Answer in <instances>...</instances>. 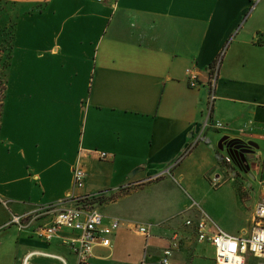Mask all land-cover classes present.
Instances as JSON below:
<instances>
[{
	"label": "crops",
	"instance_id": "obj_1",
	"mask_svg": "<svg viewBox=\"0 0 264 264\" xmlns=\"http://www.w3.org/2000/svg\"><path fill=\"white\" fill-rule=\"evenodd\" d=\"M0 2L13 7L3 17L15 29L0 114V264L27 256L28 264H78L63 242L78 231L63 228L46 241L34 226L8 223L39 204L82 197L104 224L124 221L109 246H94V264H159L175 236L172 264H217L213 245L186 223L202 212L210 231L251 233L264 181V0ZM223 51L211 121L224 125L204 127L210 69ZM223 138L256 144L247 173ZM78 166L82 188L74 185ZM238 176L258 180V198L251 182L239 196ZM258 260L248 254L245 264Z\"/></svg>",
	"mask_w": 264,
	"mask_h": 264
},
{
	"label": "built area",
	"instance_id": "obj_2",
	"mask_svg": "<svg viewBox=\"0 0 264 264\" xmlns=\"http://www.w3.org/2000/svg\"><path fill=\"white\" fill-rule=\"evenodd\" d=\"M224 51L215 59L210 69L208 114L204 127L214 126L223 127L220 121H211V113L214 102L217 98L216 84L220 71V66ZM191 86H197L199 82L198 73L194 68L187 69ZM101 158L108 156L107 152H99ZM161 172L147 181L155 180L169 172ZM86 172L78 166L74 169V185L82 188L85 184ZM138 182L136 184L142 183ZM130 185V184H129ZM128 187V186H127ZM124 187V188H127ZM263 191L254 209L252 218V229L249 235H232L219 226L214 231L209 230L212 223L207 213L202 212L196 222L189 218L187 225H195L200 241L209 242L215 248L217 264H245L248 254L254 255L259 260L257 264H264V181H262ZM88 197L79 198L80 205L64 206L63 202L39 204L33 211L24 214H12L8 225H16L19 229H27L34 226V231L38 237L50 241L63 228L78 231V237H64L63 242L71 247L76 254L78 264H94L93 249L96 244L109 246L112 242L111 236L124 222L122 218L113 217L111 223L104 224V215L86 200ZM44 218H51L50 222H45ZM43 220V221H42ZM136 230L144 235L149 234V225L134 223ZM178 237L175 236L174 242L163 251V256L159 264H172L173 248L177 245ZM29 256L24 259L23 264H28ZM137 264H148L142 260Z\"/></svg>",
	"mask_w": 264,
	"mask_h": 264
},
{
	"label": "rangeland",
	"instance_id": "obj_3",
	"mask_svg": "<svg viewBox=\"0 0 264 264\" xmlns=\"http://www.w3.org/2000/svg\"><path fill=\"white\" fill-rule=\"evenodd\" d=\"M12 10H13V7L11 5H6L4 3H0V33H2V36L5 35L3 37V40H4L3 45L0 46V50H1L0 86H2L5 83V81L7 80L6 73H7L8 68H4V63H6V61L8 59V56H7L8 52H7V50H4V49H6L8 44H9L10 33L12 32V23L11 22H8V23L5 22L4 23V17L3 16H4V13H9L11 16ZM11 21H12V19H11ZM3 95H4V89H2L0 91V103H1V99H3ZM0 111H1V105H0ZM229 141H227V142H229ZM242 144H245V143H242ZM248 158H249L250 167L252 164H256L257 158L254 155H250V156H248ZM246 159H247V156H246ZM261 172H263V171H261ZM252 175H253V173H251L249 176L251 177ZM248 178L245 176H238L237 181H235V183L233 185V189H234V186L237 188V191L239 192V196L241 194L246 193V192H244L245 188L247 189L248 183L251 182V181H249ZM263 178H264V175H263ZM251 183L253 186H251V188H250V190H251L250 196H251L252 201H254L256 198H258V196L260 194L261 185L258 183V180L255 181L254 179H252ZM117 197H118V195L113 196L111 199L117 200L118 199ZM0 199L5 200V198H3L1 195H0ZM192 200H195V199H192ZM107 203H109V202H107ZM196 206H197L196 208L200 207V205H196ZM231 206H233V208L237 209L238 211L240 210L242 212V214H244V213L246 214L247 207L245 208V204H242V207H241L238 205V203L235 204V202H234ZM249 211H250V209H249Z\"/></svg>",
	"mask_w": 264,
	"mask_h": 264
},
{
	"label": "trees",
	"instance_id": "obj_4",
	"mask_svg": "<svg viewBox=\"0 0 264 264\" xmlns=\"http://www.w3.org/2000/svg\"><path fill=\"white\" fill-rule=\"evenodd\" d=\"M0 3H2V2H0ZM11 23H12V21H11V19L9 20ZM6 22V21H5ZM14 31H15V29H14V24L12 23V32L10 33V39H9V44H8V46H7V48L6 49H4V50H7V52H8V54H7V56H8V59H7V61H6V63H4V68H8L9 69V66H10V60H11V56H12V51H13V38H14ZM5 36V35H4ZM4 36H2V33H0V46H2L3 45V37ZM0 67H1V59H0ZM6 78H7V80L5 81V83L2 85V86H0V91L2 90V89H4V95H3V99H1V103H0V105H1V111H2V107H3V104H4V99H5V91H6V88H7V84H8V70H7V73H6ZM1 111H0V114H1ZM230 143H234V144H242V143H245L243 140H240V139H233V140H231V141H229ZM81 204V202H78L77 203V206L78 205H80ZM94 207V206H93Z\"/></svg>",
	"mask_w": 264,
	"mask_h": 264
},
{
	"label": "flooded vegetation",
	"instance_id": "obj_5",
	"mask_svg": "<svg viewBox=\"0 0 264 264\" xmlns=\"http://www.w3.org/2000/svg\"><path fill=\"white\" fill-rule=\"evenodd\" d=\"M243 146V144H241ZM240 144H232L230 142L225 143V146L228 147L230 154L234 157L235 160H237L238 165L242 169L243 173L248 172V162L246 159V156L250 153L243 154L244 147H240Z\"/></svg>",
	"mask_w": 264,
	"mask_h": 264
},
{
	"label": "water",
	"instance_id": "obj_6",
	"mask_svg": "<svg viewBox=\"0 0 264 264\" xmlns=\"http://www.w3.org/2000/svg\"><path fill=\"white\" fill-rule=\"evenodd\" d=\"M221 142L224 143V145H225V143L227 144L226 138H223V140ZM224 145H222V147H224ZM255 145L256 144L254 142L250 141V142H246L245 144H243V146L241 145L240 147H244L245 148L243 150V154H245V153H251V152H253L254 151L253 150V146H255ZM132 175L133 174H131V176Z\"/></svg>",
	"mask_w": 264,
	"mask_h": 264
}]
</instances>
